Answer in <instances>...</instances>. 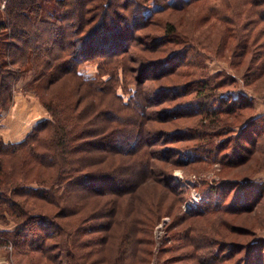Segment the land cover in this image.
<instances>
[{
  "label": "trees",
  "instance_id": "16d2710c",
  "mask_svg": "<svg viewBox=\"0 0 264 264\" xmlns=\"http://www.w3.org/2000/svg\"><path fill=\"white\" fill-rule=\"evenodd\" d=\"M2 1L0 112L11 107L16 81L31 70L26 88L39 96L50 115L19 142H6L0 137V218L9 216L17 225L12 232H4L7 242L28 253H41L47 260L59 258V264H89V258L101 252L111 236L98 237L95 232L107 234L119 224L122 240L118 263L140 259L149 264L152 230L161 217L149 205L150 213L143 211V216L131 220L120 218L119 199L142 197L144 185L152 180L158 190L160 184L170 190L175 205L180 206L185 200L184 190L172 182L166 169L157 171L153 161L157 157L152 147L161 143L155 138L167 132L150 126L149 120L163 125L169 121L167 116L175 115L169 118L181 125L200 116L195 128L179 126L162 138L163 142L194 143L186 151L187 159L174 151L177 158L172 157L171 163L191 166L220 162L221 170L235 168L240 172L226 179L221 176L217 185H206L201 204L190 214H174L167 230L175 243L160 251L177 253L160 263L264 264V238L258 236L264 230V182L257 179L264 171V113H257L255 97L240 90L221 91L229 77L216 82L210 77L179 85L146 86L147 79L159 82L178 76L183 66H200L201 62L187 59L186 52L170 48L181 42L175 23L156 19L150 28L154 22L151 17L198 0H7L4 9ZM151 1L156 8L147 13ZM244 3L251 6V17L244 26H238L233 52L238 57L236 66L245 65L244 84L262 92L264 0ZM135 51L138 54L133 55ZM85 62L95 63L97 73L83 71ZM154 67L157 70L150 71ZM120 71L124 73L122 78ZM131 73L136 75L137 88L125 100L119 88L126 90L123 85ZM150 73L153 75L147 77ZM69 77L78 80L79 89L84 90L83 100L89 99L81 110L78 99L55 100L52 96L53 84ZM164 89L171 90L170 96L163 95ZM193 92V99L173 108L176 113L160 108L167 101L175 103L191 97ZM150 108L155 110L149 112ZM15 159H20V167L32 165L47 175H39L37 186H32V182H26L22 168L7 167V160ZM99 161L105 163L99 166ZM41 203L56 212L32 210L44 207ZM256 211L257 219L247 220L244 214ZM230 216L244 217L238 227L244 234L237 235L246 236L244 242L218 231V223L213 222L216 217L227 229L232 223ZM201 217L216 226L219 234L208 228L204 234L194 233V223L181 226L184 219ZM1 242L6 244L5 240Z\"/></svg>",
  "mask_w": 264,
  "mask_h": 264
},
{
  "label": "rangeland",
  "instance_id": "374dc122",
  "mask_svg": "<svg viewBox=\"0 0 264 264\" xmlns=\"http://www.w3.org/2000/svg\"><path fill=\"white\" fill-rule=\"evenodd\" d=\"M6 3L7 0L2 1V9L5 8ZM152 3L153 1H151V4ZM250 7V5L244 3V0H198L186 7H182L175 10H166L160 13V15H155L154 17H151L154 19V22L153 25L150 26V28L154 27L156 19H160L161 21L165 22L170 21L175 23L179 31V40L181 42L172 45L170 48H172L176 52H186L185 56L187 59H190L191 61L195 62H201V64L199 67L183 66L180 68L178 76L173 75V77L161 80L159 82L147 79V88L156 87V85L159 84L166 86L175 84L179 85L190 80H195L194 82H200L199 80L210 77H212L211 81L216 82L229 77L227 86L221 88L220 90H234L233 92L240 90V92H243L245 94H253L256 99V102L254 104L255 109L258 113L261 109L259 101H264V91L254 92L252 89L248 88L244 84L243 73L245 70V65L236 66L238 57H235V53L233 52V47L237 43V38H239L237 28H239L238 26H244V22L247 21L249 17H251V14L248 13V9ZM155 8V4H152L151 6L149 5L147 13H150ZM243 10L246 12L243 13ZM230 22H234L236 25H231ZM131 25L132 24H130V26ZM159 32H163V30ZM184 46H186V51L185 49H183ZM135 54H138V52L135 51L133 55ZM250 56L251 52L247 54V58H249ZM127 66L129 67V62L127 63ZM158 66H160V64ZM161 66L163 65L161 64ZM81 68L88 75H93L97 73V65L93 62H85L81 65ZM156 70L157 69L155 67L150 69V71L152 72H155ZM30 75H32V72L31 70H28L24 75L20 76L19 80L16 81L17 91L14 95L13 104L9 109L0 112V137L3 138L6 142L10 141L16 143L23 140L25 136L30 132V130L36 125V123L50 116L46 107L40 100L39 96L33 91L27 90L26 88V84L31 78ZM151 75H153V73H150V76L147 75V77H151ZM123 76L124 73H121L120 71L119 78H122ZM135 78L136 75L131 73L127 76V82L123 85L125 86L126 90L122 89L124 87L119 88V92L124 96L125 100L129 99L131 95V90L133 91L137 88V82ZM172 80H175V83L171 82ZM50 90H52V96H54L55 100L64 99L65 101L66 99H78L77 107L79 110L83 109L85 104L89 101V99L83 100L82 96L84 90L79 89L78 80L76 78H65L53 84ZM164 90H166V93L163 95L170 96L171 90ZM194 97L195 92H193V95H191V97L177 99L175 103L167 101L160 108L166 111L168 110V112L170 111L173 114L176 113V110H174L173 108L177 104L188 102ZM161 98L164 100L169 99L164 98L162 96ZM151 110H155V108H150L149 112H151ZM161 114H163V111L158 112L156 117L159 118V115ZM172 116H167L169 121H166L163 125H159L160 123L156 121L149 120L150 126L152 125L155 128H157L158 126V128L160 127L161 129L164 128V130L167 132V134L159 133L155 138L161 143L152 147V151L154 152V154H156L157 157L153 159V161L157 165V171L166 169V172L168 173V176L171 178L172 182L184 190L185 193L183 195L185 197V200L180 204V206L175 205L173 193L170 190L164 188L160 183V189L158 190L154 187L155 182L152 180H149L144 185L141 194L142 197L126 196L119 199L120 218L125 217L126 220H131V217L133 219L136 216H143V211L150 213L152 211V208L149 207V205L153 207V212H156V214H159L161 217L152 230V246L150 247L147 244H143L144 247L149 246L148 248L153 249L151 262H149V264H162L160 263L162 259L168 258L177 253L176 251H171L170 253L164 252L162 254V252L160 251L162 247H166L175 243L173 238L170 237V233H168L167 230L168 226H170L172 220L174 219V214H177V216L190 214L193 210L198 208L199 204H201L203 197L202 191L206 187V185H217L221 182L222 177H224V179L228 177H234V175L236 176L237 173L240 172L238 169L235 168L231 170L229 169L228 171L224 169L223 171L221 170L222 165L220 162H209V164L198 163L191 166H176L175 164L173 165L171 163V160H173V158H177L174 156V151H176L181 158L187 159L188 156L186 155V151L188 148H190L189 146L193 145L194 143H171L169 140H164L163 142L162 138L164 137L165 139L169 135L173 134V132L179 126L183 127L184 125L187 126V124H189L190 126L195 125L196 123H198L200 116H194L189 119L190 121H188V123H183L181 125H179V121L176 120L175 122L174 118H169ZM193 128L195 127L193 126ZM151 138H154V135H152ZM104 156L106 157L105 154ZM100 157H102V155H100ZM19 160L20 159L7 160V167L10 165H14L13 167H20L19 165L21 164V162H19ZM100 162L101 161H99V166H102V164L105 163ZM30 166L28 165L24 168H20H22L24 170L23 173L26 174V182H32V186H37V182L35 181L39 179V175L45 176L46 172L41 168L37 167V169H34L32 168V165ZM224 172H226L227 174ZM42 205L45 208L33 207L32 210L48 212V209H50L52 210V213L56 212V209L50 208L46 203H43ZM161 209L164 210L163 214L161 213ZM244 215L247 216V220H249V218L257 219L259 211H256L252 214ZM240 216H230V218H232L231 220L233 224H229V228L227 229L219 224V219H217L216 217L213 219V222L216 221L218 223V231L222 233L227 232L230 238H235L236 240L241 239L240 242H244L246 236H237L244 234V230L238 228L240 227V225H242L244 220V217ZM190 223H194V233L204 234V231L208 228L209 232L219 234V232L216 231V226L212 227V225L205 217H201L194 220L184 219L181 226H189ZM16 226L17 225L9 216H6L5 219L0 218V240L6 241V244H2V242L0 241V264L60 263L59 258H55L54 260H47L42 256L41 253H28L27 251H25V249L22 250L16 248L14 244L10 241L7 242V240L5 239L6 233L4 232H12L11 230H14ZM114 226L115 225H113V227ZM121 228L122 227L118 224V226H116L113 231L110 230L107 234L103 233L102 231L95 232L96 234H99L98 237H103L105 235L111 236L106 238V241L101 247L102 251L94 253V256L90 257V260L88 262H91L92 264H119L117 256L120 251V245L122 240ZM175 229L176 227L174 228V230ZM1 230L4 231L2 232ZM258 236H262V238H264V230L258 233ZM246 239H249V237H247ZM90 249L91 248L89 247L84 249V251L87 252ZM140 257L141 256H139V258ZM96 260H98V262L94 263V261ZM193 262L194 261H192L191 264ZM182 263L184 262H176L172 264ZM63 264H65V262ZM129 264L147 263L141 262L140 259H135L134 261L129 262Z\"/></svg>",
  "mask_w": 264,
  "mask_h": 264
},
{
  "label": "crops",
  "instance_id": "0c3cea01",
  "mask_svg": "<svg viewBox=\"0 0 264 264\" xmlns=\"http://www.w3.org/2000/svg\"><path fill=\"white\" fill-rule=\"evenodd\" d=\"M260 103H259V105H260V107H261V109H260V113H264V101L262 100V101H259ZM260 182H264V171L262 172V173H260V175L258 176V178H257Z\"/></svg>",
  "mask_w": 264,
  "mask_h": 264
},
{
  "label": "built area",
  "instance_id": "2783aa9c",
  "mask_svg": "<svg viewBox=\"0 0 264 264\" xmlns=\"http://www.w3.org/2000/svg\"><path fill=\"white\" fill-rule=\"evenodd\" d=\"M188 206V205H187ZM189 207V206H188Z\"/></svg>",
  "mask_w": 264,
  "mask_h": 264
}]
</instances>
